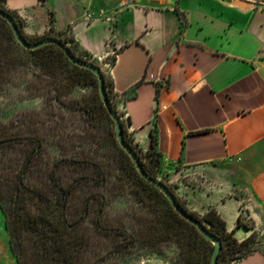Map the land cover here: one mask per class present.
Returning <instances> with one entry per match:
<instances>
[{
    "label": "crops",
    "instance_id": "1",
    "mask_svg": "<svg viewBox=\"0 0 264 264\" xmlns=\"http://www.w3.org/2000/svg\"><path fill=\"white\" fill-rule=\"evenodd\" d=\"M3 4L26 35L61 31L91 54L135 142L146 150L155 132L160 170L188 209H215L238 241L255 231L236 264H264V0ZM0 264H19L1 207Z\"/></svg>",
    "mask_w": 264,
    "mask_h": 264
},
{
    "label": "rangeland",
    "instance_id": "2",
    "mask_svg": "<svg viewBox=\"0 0 264 264\" xmlns=\"http://www.w3.org/2000/svg\"><path fill=\"white\" fill-rule=\"evenodd\" d=\"M90 91L91 85L72 87L64 71L41 65L39 55L25 51L0 20V199L5 212L10 207V182L17 176L24 188H37L54 201L56 184L66 187L82 176L83 194L98 195L104 204L101 220L109 235L101 239L99 253L117 246L115 254L99 264H181L176 242L156 239L151 243L147 228L151 211L136 197L133 184L123 187L115 181L118 171L112 156L116 151L104 139L105 122L90 123L80 106ZM73 158L102 160L109 169L107 179L95 182L101 177L93 166L72 162ZM157 178L176 193V182L169 175L160 170ZM77 196H69V217L73 205H79ZM97 204L91 199L90 217ZM86 224L85 231L91 232L90 222Z\"/></svg>",
    "mask_w": 264,
    "mask_h": 264
},
{
    "label": "trees",
    "instance_id": "3",
    "mask_svg": "<svg viewBox=\"0 0 264 264\" xmlns=\"http://www.w3.org/2000/svg\"><path fill=\"white\" fill-rule=\"evenodd\" d=\"M0 8L11 14L24 37L29 41H33L31 36L24 33L22 22L15 15V12L8 9L3 4V0H0ZM0 20L6 23L11 36L15 39L7 21L1 16ZM45 36H52L61 40L75 56L98 65L97 60L91 54L86 50L78 49L72 36L59 31L37 36L35 40ZM15 41L17 42L16 39ZM22 48L25 51L37 53L41 65L64 71L65 80L72 87L79 83L91 85V91L87 97L81 98V109H83L90 123L100 125L103 121L105 122L104 139L108 147H112L116 151V154L112 156L115 161L114 168L118 171L115 175V181L123 187L133 184L134 188L132 190L136 197L147 204L150 209L151 216L147 228L151 232V243L156 239L172 240L177 243L179 248L177 258L181 264H210L213 244L173 208L157 187L138 172L132 159L117 142L115 129H113L114 122L99 95L96 75L91 70L72 63L63 49L56 44L49 43L32 50ZM102 74L109 102L121 118L122 113L116 105V94L113 90L112 78L104 70H102ZM121 122L124 138L139 155L144 170L150 176L157 178L161 167V159L160 153L155 148V132L150 133L149 146L146 150H143L135 142L132 133L127 131L123 118H121ZM108 157H111L110 153ZM108 157H106V161H109ZM71 161L93 166L96 175L101 177L95 179V182L97 180L100 183L102 180L107 179L106 170L109 169H106V164L100 162L102 160L86 161L73 158ZM82 180V176H77L66 187L56 184L54 188L55 201L47 193L40 192L37 188H24L19 176H17V179L11 180L8 192L10 197L8 212H5L1 199L0 207L6 217V228L10 233L11 249L19 264H99L101 260L110 258L115 254L116 245L110 247L104 254L99 253L98 248L102 244H100L101 239L105 240L104 236L109 235V231L103 228L101 220L104 204L102 197L98 195L85 196L83 194L80 190ZM168 187L175 194L181 207L199 219L208 230L220 238L221 250L218 254L217 264H236L238 260L256 249L257 236L255 231L247 238L238 241L233 236L232 231L226 230L224 220L215 209L210 208L202 214L193 212L188 209L185 201L175 193L172 187L169 185ZM72 193L74 196L78 195L79 205H73V212L69 217L67 216L68 199ZM91 199L98 202V206L93 216L90 217L89 205ZM86 221L91 224V230H89L91 232L85 231ZM236 226L253 228L250 223L244 221L241 215L236 220ZM110 263L118 264L115 262Z\"/></svg>",
    "mask_w": 264,
    "mask_h": 264
},
{
    "label": "water",
    "instance_id": "4",
    "mask_svg": "<svg viewBox=\"0 0 264 264\" xmlns=\"http://www.w3.org/2000/svg\"><path fill=\"white\" fill-rule=\"evenodd\" d=\"M0 16L4 18L7 23L9 24L12 33L17 40V42L24 48L26 49H36L39 48L45 44H56L59 47H61L65 53V55L68 57V59L74 63L77 64L81 67L87 68L91 70L97 77V82H98V91L101 100L104 103V106L107 109V112L109 116L112 118L114 122V129H115V134H116V139L119 145L122 147V149L129 155V157L132 159L136 169L138 172L149 182H151L155 187H157L168 199L170 204L173 206V208L187 221L192 223L198 230L199 232L213 244V250L211 253V258H210V264H217V258L218 254L221 250V240L220 238L212 233L210 230L207 229V227L196 217H194L192 214L188 213L176 199L175 194L170 190L167 184H165L163 181L160 179L150 176L143 168V165L140 161V157L137 154V152L131 147V145L125 140L124 138V133H123V127H122V122L121 118L119 117L118 113L112 108L107 92L105 90L104 86V79H103V74L100 66L94 64L93 62L86 61L83 59L78 58L75 56L70 49L59 39L52 37V36H45L42 37L38 40L35 41H29L27 40L24 35L22 34L21 30L19 29V26L17 25L15 18L0 8Z\"/></svg>",
    "mask_w": 264,
    "mask_h": 264
}]
</instances>
